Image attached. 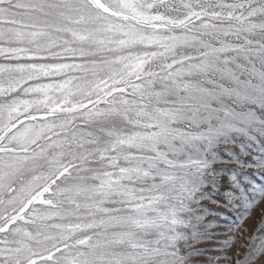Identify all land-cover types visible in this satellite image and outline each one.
Returning <instances> with one entry per match:
<instances>
[{"label": "snow or ice", "instance_id": "obj_1", "mask_svg": "<svg viewBox=\"0 0 264 264\" xmlns=\"http://www.w3.org/2000/svg\"><path fill=\"white\" fill-rule=\"evenodd\" d=\"M0 58V264H196L264 169V0H0Z\"/></svg>", "mask_w": 264, "mask_h": 264}, {"label": "rangeland", "instance_id": "obj_2", "mask_svg": "<svg viewBox=\"0 0 264 264\" xmlns=\"http://www.w3.org/2000/svg\"><path fill=\"white\" fill-rule=\"evenodd\" d=\"M190 54L195 55V53ZM3 62H5L3 58H0V63ZM221 148H235L239 151L238 142L235 145H222ZM260 149L261 143L257 139L252 143L251 151L259 154ZM224 159L227 160L228 156L225 155ZM247 159L251 160L252 157L249 156ZM230 166L235 167L236 165ZM244 171L248 175L242 177L243 184L248 190L243 195L238 194L232 206L216 205L205 201L211 204L212 208L206 215L205 222H213L208 229L213 238L194 244L195 248L202 250L201 255L193 257L196 264H205L207 261H212L213 264H236L237 260H243L248 246L254 240L264 238V232L259 231L264 228V197L258 196L256 192V189L264 184V169L249 167ZM252 199H255V203L248 205L247 201ZM226 241L227 246H225Z\"/></svg>", "mask_w": 264, "mask_h": 264}]
</instances>
